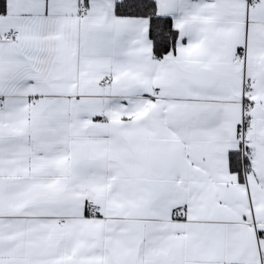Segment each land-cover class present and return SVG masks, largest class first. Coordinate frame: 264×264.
Here are the masks:
<instances>
[{"label": "snow or ice", "instance_id": "snow-or-ice-1", "mask_svg": "<svg viewBox=\"0 0 264 264\" xmlns=\"http://www.w3.org/2000/svg\"><path fill=\"white\" fill-rule=\"evenodd\" d=\"M0 264H264V0H0Z\"/></svg>", "mask_w": 264, "mask_h": 264}]
</instances>
